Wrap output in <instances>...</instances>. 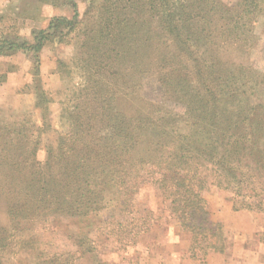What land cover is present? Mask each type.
Listing matches in <instances>:
<instances>
[{"label": "trees", "instance_id": "obj_1", "mask_svg": "<svg viewBox=\"0 0 264 264\" xmlns=\"http://www.w3.org/2000/svg\"><path fill=\"white\" fill-rule=\"evenodd\" d=\"M82 3L87 5L84 13L80 10ZM55 5L69 6L72 15L52 16L47 26L32 29L30 38L8 31L7 25L0 29V59L24 53L33 64L34 85L41 82L42 50L48 44L72 43L71 36L80 32L88 13L96 16V21L84 33L85 40L75 42L77 53L85 55L90 47L100 44L106 54L107 45L114 60L122 62L129 72H140L133 66L140 48L125 39L128 22L132 23L135 13L136 17L143 16L147 24V74L153 65L148 58L152 46L162 41L170 52L177 54V62L164 63L160 71V80L172 92L171 96L166 93L168 100L190 107L196 100L190 93H197L199 106L186 114L169 111L162 102L150 105L151 101H147V110L143 106L131 113L120 107L123 98H131L117 93L123 77L112 80L98 77L95 83H106L105 93H86V104H76L74 110L67 106L62 113L66 129L59 134L57 146L47 149L45 161L38 159L39 140L30 141L27 119L0 123V202L7 219L6 223L0 222V264L19 261L17 249L23 246L22 235L26 231L40 230L47 223L55 226L69 218L86 217L109 208L112 203L124 216L133 204L134 195L145 184L163 196L171 215L183 231L190 233L192 254L199 249L204 260L211 252L223 253L224 226L212 220L203 193L208 184L220 186L228 178L226 182L238 190L233 201L235 210H255L253 203L262 208V187L254 186L253 174L260 171L264 174V147L254 141L263 131L254 126L248 129L236 119L220 120L216 103L212 104L218 97L212 93H226L225 88L232 85L239 93L236 84L240 81L249 82L252 91L263 86L264 73L249 77L250 67L242 59L251 47L249 41L245 42V49L237 51L240 53L237 57H232L225 42L245 41L253 33L246 24L257 12L264 15V0H239L231 7L221 0H133L130 8L118 12L114 20L110 16L117 12L116 7H123L121 0H63ZM198 8L200 17L196 20ZM218 11L221 14L216 18ZM122 14L126 17L122 18ZM3 17L6 15L0 17V24ZM213 22L217 26L215 36ZM117 27L123 32L122 41L114 36ZM86 60L92 76L102 74L93 63V55ZM219 65L227 70L223 76L218 75ZM5 80L6 75L1 73L0 84ZM37 93L36 106L42 125L47 127L48 93L45 90ZM185 118L186 125L180 127ZM207 120L211 141H204L198 129V123ZM245 160L252 164L244 165ZM209 164H213L210 174L203 175L202 168H208ZM25 222H31L33 228L27 230ZM152 227L147 226V231ZM54 254L51 257L54 264H80L87 252L79 247L73 254L65 251Z\"/></svg>", "mask_w": 264, "mask_h": 264}, {"label": "rangeland", "instance_id": "obj_2", "mask_svg": "<svg viewBox=\"0 0 264 264\" xmlns=\"http://www.w3.org/2000/svg\"><path fill=\"white\" fill-rule=\"evenodd\" d=\"M62 1L7 0L0 13V17L6 15L3 17L0 29L7 25L9 26L8 31L19 32L30 38L32 29L47 26L52 16L72 15V9L69 6L55 5ZM132 1L121 0L123 7H116L117 12L111 15L110 19L114 20L118 12L129 9ZM221 1L227 4L226 7L239 3V0ZM178 4L179 1H177ZM86 8L87 5L80 4L81 13H84ZM220 14L218 11L216 18ZM196 15L197 20L200 17L199 8ZM121 17L126 16L122 14ZM132 17V23L128 22L129 32H126L128 36L125 39L138 45L137 49L140 48L139 56L135 55L133 64L136 70L140 69V72H132V70L129 72L122 62L114 60V54L110 56V47L107 45L105 46L106 54L103 53L104 47L100 44H97L95 48L90 47L91 49L86 50L85 55L80 56L77 53L75 42L78 39L84 41V33L96 21V16L90 13L84 16V20L91 25L86 23L82 25L80 32L77 31L71 36L72 43L48 44L42 50L39 85L33 83V64L24 53L19 52L12 58L2 59L4 61L0 65L6 69L5 73H2L6 75V80L8 76L13 77L18 74L19 79L24 78V81L22 80L23 84L16 93H0V123H10L15 118L27 119V126L30 127V141L39 140V160L45 161L48 154L47 149L56 147L59 134L65 131L66 124L62 113L65 112L67 106L74 110L76 104H86V93H105L106 83L99 85L95 83L98 77L106 76L108 80L123 77L120 83L122 85L116 89L120 91L117 93L131 97L120 101V107L131 113L143 106H146L147 110V101H151L150 105L153 102H162L166 104L165 109L186 114L189 109L195 111L199 106L197 93H190L192 97H196L194 104L190 107L185 103L181 105L168 100L166 93L171 96L172 92L160 80V71H163L164 63H176L177 54L170 52L162 41L152 46L148 58L153 61V65L147 74V24L143 16L136 17L134 13ZM247 22L246 28H251L253 33L248 35L245 41L237 43L228 39L225 47L230 49L232 57H237L240 54L237 51L245 49V42L249 41L251 47L246 50L247 57L244 56L242 59L250 67L247 74L252 77L255 73H264V15L257 12ZM120 29L121 27H117L114 30V36L122 41L121 33L123 32H120ZM212 31L214 36L217 35L215 22H213ZM101 41L105 43L107 39H101ZM89 55H93V63L98 65L97 70L102 73L101 75L92 76L89 73V62L86 60ZM224 72H227L225 66L219 65L218 75L223 76ZM262 82L263 86L259 85L256 91H252L249 82L246 84L242 81L237 82L236 87L239 93L234 91V85L228 86L225 88L226 93L219 91L212 93L213 96L218 97L217 102L212 100V104L216 103L220 120L225 117L236 119L248 129L254 126L263 131L262 136L254 138V141H258L264 147V81ZM247 89H250L249 93H240ZM42 90L48 93L46 111H48L49 122L47 127L42 125L40 109L36 106L39 101L37 92ZM203 94L205 93H201L202 96ZM141 98L143 100L140 102ZM186 123V118L181 120L180 127ZM198 129L204 141H211L212 132L208 129V120L206 123H198ZM76 139L86 143L81 137H76ZM251 164L250 160L244 161V165ZM212 167L213 164H209L208 168H202V174H210L209 170ZM245 171L249 170L245 168ZM253 176L256 179L254 186L262 187L260 198H264V174L260 171L259 174L254 173ZM209 181L212 182L211 178ZM226 181L228 178H225L220 186L208 184L203 193L207 199L212 220L221 222L224 226L226 250L223 253L211 252L203 260V252L196 249L194 256L190 251V233L183 231L177 219L171 215L169 204L163 196L153 186L145 184L134 195L133 204L124 216H121L123 213L119 212L116 204L112 203L105 210L90 213L86 217L69 218L55 226L47 223L40 230L32 229V223L25 222L24 224L28 225L27 230L32 229L34 232L26 231L22 235L23 246L17 249L20 258L14 264H51L54 262L51 260V257L55 255L54 252L65 251L73 254L79 247L87 252L86 256L79 260L80 264H208L209 257L219 260L226 253H230L233 258L251 259L264 264V202L262 208H258V204L253 203L255 210H235L233 201L238 190L236 186ZM244 191L248 190L241 192ZM0 222H7L1 202ZM150 224L153 227L147 231V226ZM35 233L36 235L33 236ZM76 256L78 255L73 257ZM63 257L64 255L61 259Z\"/></svg>", "mask_w": 264, "mask_h": 264}, {"label": "crops", "instance_id": "obj_3", "mask_svg": "<svg viewBox=\"0 0 264 264\" xmlns=\"http://www.w3.org/2000/svg\"><path fill=\"white\" fill-rule=\"evenodd\" d=\"M7 2V0H0V13L2 12V6ZM4 61L0 59V63ZM6 69H3L0 65V74L5 73ZM18 74L13 75V77L8 76L7 80L5 82L0 84V93H16L17 89L22 86L24 78H20ZM23 80V81H22ZM208 264H262L261 261L251 260V259H245V258H233L230 253H226L223 255L222 258L219 260L214 257H209ZM219 261V262H218Z\"/></svg>", "mask_w": 264, "mask_h": 264}]
</instances>
